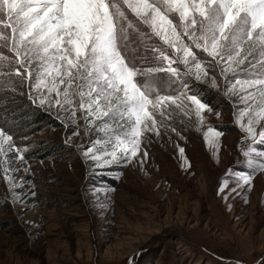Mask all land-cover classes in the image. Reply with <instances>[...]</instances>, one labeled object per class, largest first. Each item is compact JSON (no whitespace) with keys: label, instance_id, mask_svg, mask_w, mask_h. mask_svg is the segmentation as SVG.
Instances as JSON below:
<instances>
[{"label":"rangeland","instance_id":"rangeland-1","mask_svg":"<svg viewBox=\"0 0 264 264\" xmlns=\"http://www.w3.org/2000/svg\"><path fill=\"white\" fill-rule=\"evenodd\" d=\"M132 39L137 66H156L151 47L162 42L152 37L141 44L137 33ZM209 73L203 81L155 74L161 94L188 83L189 94L212 109L204 125L176 110L159 136L144 134L131 163L100 167L83 153L106 139L103 133L86 129L82 119L62 122L63 113L34 103L27 81L0 78V128L26 149L23 162L15 151L0 156L7 160L0 165V264H264V172L244 155L250 147L264 151V145L236 124V97L225 96L220 69ZM209 126L222 133L218 149L204 139ZM181 147L190 166L182 167ZM4 167L11 181L4 179ZM241 174L252 176L250 189L238 181Z\"/></svg>","mask_w":264,"mask_h":264},{"label":"snow or ice","instance_id":"snow-or-ice-1","mask_svg":"<svg viewBox=\"0 0 264 264\" xmlns=\"http://www.w3.org/2000/svg\"><path fill=\"white\" fill-rule=\"evenodd\" d=\"M133 33L141 44L152 37L162 42L151 47L156 66H137ZM201 53L211 60L201 59ZM213 66L228 85L225 96L236 97V124L264 145V0H0V78L27 81L34 103L63 113L58 115L62 122L82 119L86 129L103 133L107 138L96 139L83 153L98 167L131 163L141 152L144 134L159 136L176 110L194 114L204 125V114L212 109L189 94L188 83L183 81L175 94H161L155 74L203 81ZM211 83L217 86L215 78ZM221 135L209 126L204 139L218 149ZM13 151L23 162L26 149L16 147L13 136L0 128V156ZM179 152L182 167L190 166L182 147ZM252 153L264 158V151L250 147L244 152L248 163L264 172V159L256 160ZM3 170L4 179L11 181L9 169ZM237 179L251 188V175ZM227 184L225 180L219 191Z\"/></svg>","mask_w":264,"mask_h":264}]
</instances>
